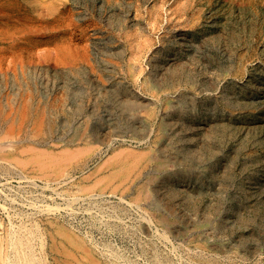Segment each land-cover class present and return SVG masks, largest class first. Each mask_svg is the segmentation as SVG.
I'll use <instances>...</instances> for the list:
<instances>
[{"label":"rangeland","instance_id":"rangeland-1","mask_svg":"<svg viewBox=\"0 0 264 264\" xmlns=\"http://www.w3.org/2000/svg\"><path fill=\"white\" fill-rule=\"evenodd\" d=\"M0 226L37 264H264V0H0Z\"/></svg>","mask_w":264,"mask_h":264},{"label":"bare ground","instance_id":"bare-ground-1","mask_svg":"<svg viewBox=\"0 0 264 264\" xmlns=\"http://www.w3.org/2000/svg\"><path fill=\"white\" fill-rule=\"evenodd\" d=\"M151 158L154 160V163L156 164L157 167L162 166L161 165L162 158L158 156L157 157L152 156ZM155 181H156L155 177L150 176L148 177L146 184L147 185L151 183L153 184ZM150 195L147 192L144 193L145 198H150L151 197ZM165 195L167 199L169 200L168 201L169 202L168 211L172 213L170 209L175 204L176 193L173 189L169 188L167 189V191H165ZM191 196L182 194V200L192 203L194 202V199ZM193 204L194 203H192V205ZM192 205H189V206L191 207ZM170 213H167L164 215H158V219L160 220L161 224H163L166 227L173 225V222H172L173 219L168 217V216H171ZM33 235L34 233L30 230L26 231L24 229L23 231H16V230H12L10 227L1 228L0 226V264H37V263H40L38 262V260H36L35 249H34V245L32 241Z\"/></svg>","mask_w":264,"mask_h":264}]
</instances>
